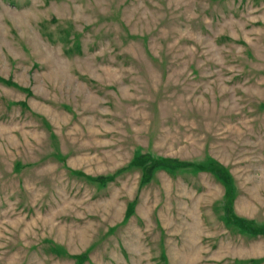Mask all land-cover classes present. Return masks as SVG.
<instances>
[{"label":"rangeland","instance_id":"374dc122","mask_svg":"<svg viewBox=\"0 0 264 264\" xmlns=\"http://www.w3.org/2000/svg\"><path fill=\"white\" fill-rule=\"evenodd\" d=\"M0 264H264V0H0Z\"/></svg>","mask_w":264,"mask_h":264}]
</instances>
